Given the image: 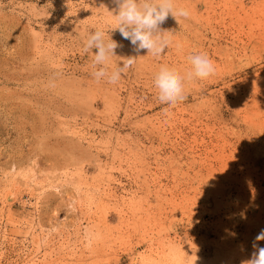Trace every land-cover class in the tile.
I'll use <instances>...</instances> for the list:
<instances>
[{
	"label": "rangeland",
	"instance_id": "1",
	"mask_svg": "<svg viewBox=\"0 0 264 264\" xmlns=\"http://www.w3.org/2000/svg\"><path fill=\"white\" fill-rule=\"evenodd\" d=\"M159 56L93 75L113 0H0V264H247L264 230V0H174ZM215 71L162 104V65ZM264 246V240L256 241Z\"/></svg>",
	"mask_w": 264,
	"mask_h": 264
},
{
	"label": "clouds",
	"instance_id": "2",
	"mask_svg": "<svg viewBox=\"0 0 264 264\" xmlns=\"http://www.w3.org/2000/svg\"><path fill=\"white\" fill-rule=\"evenodd\" d=\"M116 5V26L105 29L97 27L84 41L83 51L95 52L93 67L96 70L93 75L97 80L106 78L108 83L115 84L122 74L135 64L136 57L123 59V67L109 71V58L115 56V50L123 45L110 37H106V31L111 33L119 31L123 40H127L133 46L135 52L146 50L153 56H159L171 44L169 31L162 29L169 15L180 23L179 17L187 18L189 12L185 8L177 9L174 0H113ZM191 69L182 77L175 68L162 65L154 77V85L158 89V99L162 104L175 106L186 99L184 95V80L194 78L205 79L212 75L215 67L205 54L188 56ZM264 240V230L255 237L251 258L247 264H264V246H259L256 241Z\"/></svg>",
	"mask_w": 264,
	"mask_h": 264
}]
</instances>
